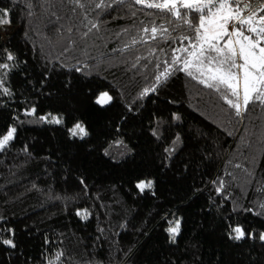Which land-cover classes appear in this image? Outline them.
Returning a JSON list of instances; mask_svg holds the SVG:
<instances>
[{
  "label": "trees",
  "instance_id": "trees-1",
  "mask_svg": "<svg viewBox=\"0 0 264 264\" xmlns=\"http://www.w3.org/2000/svg\"><path fill=\"white\" fill-rule=\"evenodd\" d=\"M243 1L262 14V0ZM100 2L0 0V136L16 129L0 150V264H264V106L236 116L226 86L182 62L157 83L186 56L174 38L194 33L134 0ZM159 25L170 38L143 31ZM78 122L83 138L69 132Z\"/></svg>",
  "mask_w": 264,
  "mask_h": 264
},
{
  "label": "snow or ice",
  "instance_id": "snow-or-ice-1",
  "mask_svg": "<svg viewBox=\"0 0 264 264\" xmlns=\"http://www.w3.org/2000/svg\"><path fill=\"white\" fill-rule=\"evenodd\" d=\"M120 2L123 3L124 0ZM134 2L146 8L171 14L183 25H187L189 32L194 33V35L185 34L174 38L180 41L181 47L173 49V53L184 52L186 56L179 57L174 54L171 64L164 67L156 76L157 83L171 74L170 68L173 65L182 62L183 68L175 70L186 71L187 75L193 79H199L200 83L218 92L221 86H226L229 94L223 95L222 98L229 108L234 109L236 116H242L248 110L250 103L259 102L264 106V0L259 6V11L262 13L260 15L252 9L250 3L245 4L243 0H134ZM103 6L104 0L96 4L97 8ZM181 8L186 11L181 12ZM0 12H2L0 26L10 24L9 10L0 9ZM92 27L96 25L93 24ZM180 27L181 25L177 24L172 31ZM143 31L146 33L151 31L153 39L158 34L164 35L165 38L171 37V33L164 25L153 26L151 29L145 27ZM185 41L188 43L185 44ZM135 42L133 40V43ZM7 59L13 60L14 57L9 53ZM8 68V64L0 63V69ZM196 73H199V76ZM0 87H3L2 79H0ZM154 90L155 87L145 89L141 95ZM3 92L10 94L7 87H3ZM241 92L243 93L242 103ZM112 100L113 97L107 91H102L94 102L103 107ZM34 113L35 109L26 114ZM40 119L47 120L48 117L41 116ZM52 121L61 123V119L57 117H52ZM15 131V128H9L6 135L0 136V150L14 138ZM69 132L72 136L80 135L81 138L88 134L79 122L69 129ZM152 183L151 180L147 182L141 180L136 187L143 192L146 188H151ZM221 187H223L222 184ZM217 191L219 192L220 188ZM261 208H264V204ZM247 211L252 210L247 209ZM229 227L231 239L239 241L245 238V230L240 225L237 224L234 227L229 225ZM179 230L180 221L177 219L175 225L167 229L173 241ZM260 240L264 241V232L260 233ZM3 243L15 247L11 240H4ZM61 255L62 253H58L56 259L58 260ZM49 264H54V261H49Z\"/></svg>",
  "mask_w": 264,
  "mask_h": 264
},
{
  "label": "rangeland",
  "instance_id": "rangeland-1",
  "mask_svg": "<svg viewBox=\"0 0 264 264\" xmlns=\"http://www.w3.org/2000/svg\"><path fill=\"white\" fill-rule=\"evenodd\" d=\"M244 3V1H243ZM258 15V14H257ZM229 31H231V28L229 26ZM11 34V30H10V27L8 25H4V27L2 28V31H1V36H2V39L3 41H7L9 35ZM223 42H221L222 44ZM212 55H215V53H212ZM242 63V61H241ZM241 94L243 95V93L241 92ZM52 117H56V116H48V119L47 120H41L40 122L38 123H50V124H57L55 123L54 121H52ZM58 118V117H57ZM75 137H79L81 138L80 135H76ZM84 137V136H83ZM234 235V234H233Z\"/></svg>",
  "mask_w": 264,
  "mask_h": 264
}]
</instances>
